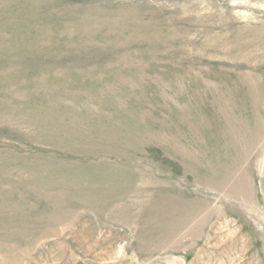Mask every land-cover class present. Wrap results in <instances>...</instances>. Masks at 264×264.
<instances>
[{
	"label": "rangeland",
	"instance_id": "obj_1",
	"mask_svg": "<svg viewBox=\"0 0 264 264\" xmlns=\"http://www.w3.org/2000/svg\"><path fill=\"white\" fill-rule=\"evenodd\" d=\"M0 264H264V0H0Z\"/></svg>",
	"mask_w": 264,
	"mask_h": 264
},
{
	"label": "bare ground",
	"instance_id": "obj_2",
	"mask_svg": "<svg viewBox=\"0 0 264 264\" xmlns=\"http://www.w3.org/2000/svg\"><path fill=\"white\" fill-rule=\"evenodd\" d=\"M188 202V201H187ZM177 208V207H176ZM180 214V213H179ZM159 226V225H158Z\"/></svg>",
	"mask_w": 264,
	"mask_h": 264
}]
</instances>
